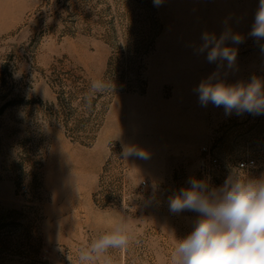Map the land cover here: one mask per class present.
<instances>
[{
	"label": "rangeland",
	"instance_id": "rangeland-1",
	"mask_svg": "<svg viewBox=\"0 0 264 264\" xmlns=\"http://www.w3.org/2000/svg\"><path fill=\"white\" fill-rule=\"evenodd\" d=\"M258 4L0 0V264H79L121 219L131 240L112 264H171L200 215L170 210L189 177L264 176V114H226L195 91L214 72L264 80V40L248 35ZM225 29L245 37L228 42L231 69L197 51Z\"/></svg>",
	"mask_w": 264,
	"mask_h": 264
},
{
	"label": "clouds",
	"instance_id": "clouds-1",
	"mask_svg": "<svg viewBox=\"0 0 264 264\" xmlns=\"http://www.w3.org/2000/svg\"><path fill=\"white\" fill-rule=\"evenodd\" d=\"M160 6L162 0H153ZM248 35L257 42L264 40V0H259L254 22ZM245 37L225 29L218 37L204 32L197 51L206 53L208 63L231 69L236 63L237 49ZM264 51V45L261 46ZM108 85L99 80L91 83L92 93L104 92ZM113 87V84H112ZM199 103L223 107L226 114H264V80L253 76L248 83L227 84L212 73L195 88ZM127 155H140L142 150L126 149ZM243 167V166H242ZM188 186L170 197V210L199 213L193 230L176 239L171 264H264V176L251 178L230 174L218 187L210 186L208 177L191 176ZM131 228L123 219L92 239L79 250V264H112L110 249H126Z\"/></svg>",
	"mask_w": 264,
	"mask_h": 264
},
{
	"label": "built area",
	"instance_id": "built-area-1",
	"mask_svg": "<svg viewBox=\"0 0 264 264\" xmlns=\"http://www.w3.org/2000/svg\"><path fill=\"white\" fill-rule=\"evenodd\" d=\"M212 161L213 162H216L217 161V159L216 158H213L212 159ZM254 159H246V160H243V161H241L240 163H239V166H243V167H245V166H249V165H252V164H254ZM142 183H143V187L145 186V184H146V180H143L142 181Z\"/></svg>",
	"mask_w": 264,
	"mask_h": 264
}]
</instances>
